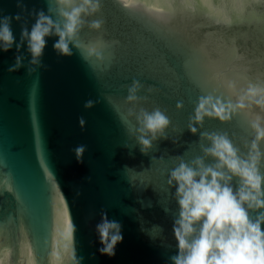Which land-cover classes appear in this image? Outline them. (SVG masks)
<instances>
[{"label": "water", "instance_id": "1", "mask_svg": "<svg viewBox=\"0 0 264 264\" xmlns=\"http://www.w3.org/2000/svg\"><path fill=\"white\" fill-rule=\"evenodd\" d=\"M22 2L24 10L18 0H0V15L22 17L12 24L17 41L22 26L34 22L30 13L55 6ZM134 3L100 0L79 34L80 48L61 56L50 39L34 73L26 51L0 52V264H58L57 256L69 264L70 229L82 264H171L176 207L165 173L174 157L199 154V136L188 131L198 100L235 103L250 85L264 87V0ZM93 20L99 30L88 27ZM92 48L103 52V63L89 58ZM17 55L24 67L9 71ZM133 80L144 85L143 106L160 108L171 121L167 141L147 156L124 122ZM257 117L264 123V111L250 106L227 123L206 120L199 131L226 133L246 150ZM103 213L122 224L113 257L99 252Z\"/></svg>", "mask_w": 264, "mask_h": 264}, {"label": "clouds", "instance_id": "2", "mask_svg": "<svg viewBox=\"0 0 264 264\" xmlns=\"http://www.w3.org/2000/svg\"><path fill=\"white\" fill-rule=\"evenodd\" d=\"M122 3L126 8L135 7L134 0ZM54 4L47 11L29 14L34 16V22L30 27L27 23L22 26L19 41L12 24L21 21V15H0V52L7 53L13 47L18 53L26 51L30 74L43 66L50 39H54L53 48L59 55H73V48H80L78 38L86 18L100 11V0H54ZM17 6L24 10L22 0ZM88 27L99 30L101 22L93 20ZM88 56L98 63L104 61L98 48L90 49ZM24 59L17 55L9 71L24 67ZM143 90L138 80L127 87L124 122L141 154L147 156L154 144L167 141L171 121L160 108L149 110L143 106L147 101V96L141 95ZM147 91L151 94L153 90L149 87ZM92 103L88 101L86 107ZM250 106L264 111V87L250 85L235 103L226 104L211 95L198 100L188 131L199 136V154L190 160L174 157L175 163L165 173L176 207L172 220L176 251L169 257L171 264H264V151L260 149L264 123L259 117L250 122L253 140L246 150L238 148L226 133L199 131L206 120L227 123ZM72 231L65 247L67 260L69 264H82L72 246ZM96 231L100 254L113 257L117 245L123 242L122 224L103 213ZM56 260L59 264L61 257Z\"/></svg>", "mask_w": 264, "mask_h": 264}]
</instances>
